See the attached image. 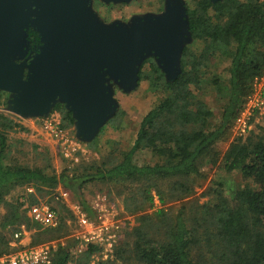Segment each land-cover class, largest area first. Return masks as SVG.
Instances as JSON below:
<instances>
[{
	"label": "trees",
	"instance_id": "16d2710c",
	"mask_svg": "<svg viewBox=\"0 0 264 264\" xmlns=\"http://www.w3.org/2000/svg\"><path fill=\"white\" fill-rule=\"evenodd\" d=\"M186 6L192 42L184 48L181 73L169 81L155 58L144 62L140 81L151 80L155 90L160 88L166 96L144 117L134 144L121 153L120 160L114 153L99 165L60 174L51 171L49 157L45 167L9 162V133L21 125L0 112V207L8 210L0 226V257L11 251L5 229L31 219L30 206L22 212V205L7 202L13 190L62 186L75 194L93 218L86 189L93 184H121L126 208L140 215V225L117 246L113 259L99 264H264V124L246 139L234 140L224 153L219 151L254 94L255 82L264 76V1L194 0L193 8ZM28 39L30 54L35 40L41 39L33 30ZM195 43L202 48L195 50ZM220 58L229 63L227 79H208ZM147 64L149 72L143 70ZM206 83L221 101L216 108L196 95L195 90ZM6 94L0 93V102ZM53 110L63 115L62 128L75 126L74 115L64 104L58 103ZM145 151L156 159L153 164L137 163ZM220 162L225 171L240 173L248 184L230 196L224 190L215 191V202L189 209L183 203L174 215L165 208L146 213L154 205V192L163 205L184 200L194 191L192 182L207 178L206 167L214 169ZM218 185L223 189L224 184ZM48 230V240L68 235L63 225ZM99 251L97 245H88L85 262L79 263L89 264L87 258ZM73 258L72 250L61 246L51 264H70Z\"/></svg>",
	"mask_w": 264,
	"mask_h": 264
},
{
	"label": "rangeland",
	"instance_id": "374dc122",
	"mask_svg": "<svg viewBox=\"0 0 264 264\" xmlns=\"http://www.w3.org/2000/svg\"><path fill=\"white\" fill-rule=\"evenodd\" d=\"M184 1L193 8L194 0ZM93 3V8L99 13L101 19L111 24L115 21L129 23L134 17L146 14H162L166 0H133L129 4H106L103 0H93ZM193 48L198 51L202 48V44L195 43ZM223 60L220 58L216 66H213L208 79L213 76H218L224 81L227 79L229 63ZM149 65L147 64L143 70L149 72ZM207 83L202 89L195 90L196 95L208 106L216 108L221 101L216 97L215 88ZM114 91L115 99L119 104L118 111L113 117L115 121L106 125L92 142H84L78 137L76 123L73 128L69 126L62 128L63 115L60 111L53 110L49 116L43 118H22L12 113L10 111L11 95L7 93L0 102V112L8 114L23 127V129L18 127L9 133L11 141L9 162H20L31 167L37 165L45 167L49 157L51 171L60 174L66 170L73 172L81 170L88 164L99 165L104 162V158L114 153L120 160L121 153L129 150L134 144L144 117L166 94L160 88L156 91L151 80L147 79H142L134 92L124 93L116 85H114ZM248 105L235 121L226 141L219 144L220 152L224 153L234 140L246 139L252 133L258 132L264 124V110ZM217 120L218 117L215 121ZM51 122L59 124L60 133H54L50 129ZM136 161L144 165L153 164L156 159L151 156L150 151H145L136 158ZM220 164L221 162L214 169L206 167L207 178L192 182L194 191L184 200H169L167 205H163L158 194L154 192V205L146 213L153 214L165 208L170 215H174L183 203L187 204L189 209L210 201L215 202V191L224 190L225 194L230 196L235 189L248 184L240 173H228ZM218 183L224 184L223 189ZM124 193L125 187L121 184L89 186L85 194L95 213L93 218H89L75 194L62 186L55 188L42 186L40 189L30 186L13 190L6 197L7 202L22 205V212L29 206H49L57 215L58 226L63 225L68 235L48 240L47 231L50 228L32 219L21 225H10L4 231L11 248L6 255L17 254L32 248H43L52 259L54 252L62 246L69 247L73 252L74 258L70 264H80V260L85 262L84 253L88 245L95 244L101 251L87 258L89 264H99L101 261L113 259L117 246L129 240L133 229L140 225L137 220L140 215H132L128 212ZM7 213V207L2 205L0 226ZM14 229L17 230L13 234ZM0 231L3 229L0 228Z\"/></svg>",
	"mask_w": 264,
	"mask_h": 264
},
{
	"label": "water",
	"instance_id": "95a60500",
	"mask_svg": "<svg viewBox=\"0 0 264 264\" xmlns=\"http://www.w3.org/2000/svg\"><path fill=\"white\" fill-rule=\"evenodd\" d=\"M92 2L0 0V93L11 95L10 111L43 118L62 103L73 113L84 142H92L116 115L114 85L134 92L141 67L151 57L169 81L176 79L184 48L192 42L184 0H166L159 15L111 24L98 16ZM30 30L42 43L33 58Z\"/></svg>",
	"mask_w": 264,
	"mask_h": 264
},
{
	"label": "built area",
	"instance_id": "2783aa9c",
	"mask_svg": "<svg viewBox=\"0 0 264 264\" xmlns=\"http://www.w3.org/2000/svg\"><path fill=\"white\" fill-rule=\"evenodd\" d=\"M248 104H251L255 109L264 110V76L255 82L254 94L246 106H249ZM49 127L54 133H60L59 124L51 122ZM28 215L33 221L46 228H56L58 226L57 215L49 206L29 207ZM51 262V256L43 248L27 249L0 258V264H51Z\"/></svg>",
	"mask_w": 264,
	"mask_h": 264
},
{
	"label": "flooded vegetation",
	"instance_id": "af4514ba",
	"mask_svg": "<svg viewBox=\"0 0 264 264\" xmlns=\"http://www.w3.org/2000/svg\"><path fill=\"white\" fill-rule=\"evenodd\" d=\"M40 45H41V42L35 40L34 47H32L31 52H30V54H29L30 57L33 58V57L38 53V51H39L38 48H39Z\"/></svg>",
	"mask_w": 264,
	"mask_h": 264
}]
</instances>
